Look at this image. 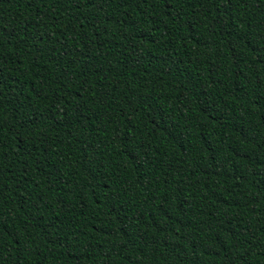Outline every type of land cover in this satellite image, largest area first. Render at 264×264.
<instances>
[{"label":"trees","instance_id":"1","mask_svg":"<svg viewBox=\"0 0 264 264\" xmlns=\"http://www.w3.org/2000/svg\"><path fill=\"white\" fill-rule=\"evenodd\" d=\"M0 264H264V0H0Z\"/></svg>","mask_w":264,"mask_h":264}]
</instances>
